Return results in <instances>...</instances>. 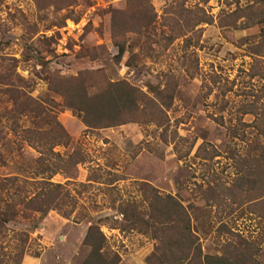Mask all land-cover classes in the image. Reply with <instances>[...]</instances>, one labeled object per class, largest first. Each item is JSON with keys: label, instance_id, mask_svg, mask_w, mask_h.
<instances>
[{"label": "rangeland", "instance_id": "1", "mask_svg": "<svg viewBox=\"0 0 264 264\" xmlns=\"http://www.w3.org/2000/svg\"><path fill=\"white\" fill-rule=\"evenodd\" d=\"M258 1L238 0V5ZM226 4L0 0V117L9 106L7 80L18 89L26 81L31 90L23 91L32 98L54 101L52 111L70 140L53 151L62 161L72 156L75 163L63 171L59 163L44 162L0 119V204L26 202L46 181L62 185L75 202L68 219L53 210L4 224L0 264H82L91 225L100 227L119 264L153 263L154 242L119 229L118 206L141 200V182L187 208L204 255L219 254L216 228L223 222L258 242L257 262L264 264L262 225L248 216L235 221L246 207L235 209L226 195L236 179L231 154L245 155L258 140L253 121L255 114L264 113V31L219 28L221 13L235 10L234 3ZM196 15H204L205 22L199 23ZM114 36L126 49L118 64ZM80 74L95 88L123 81L149 93L171 86L173 99L165 115L170 131L195 142L190 155L178 160L156 125L87 130L47 83ZM19 124L35 126L27 118ZM36 128L44 130L43 123ZM201 145L217 156L209 161L194 157ZM16 210L28 214L21 205Z\"/></svg>", "mask_w": 264, "mask_h": 264}, {"label": "trees", "instance_id": "2", "mask_svg": "<svg viewBox=\"0 0 264 264\" xmlns=\"http://www.w3.org/2000/svg\"><path fill=\"white\" fill-rule=\"evenodd\" d=\"M225 2L227 6L234 3L235 10L221 13L219 28L246 30L259 27L264 31V0L244 8L238 5V0ZM196 17L199 23L205 22L204 15ZM113 43L117 49L114 61L118 64L126 52L125 44L115 36ZM88 79L87 75L80 74L77 77L50 79L47 82L48 90L61 98L62 105L87 130L108 129L129 123L156 125L161 129V140L172 145L178 160H184L190 155L195 142L170 131L165 115L173 99L174 89L171 86L163 89L154 87L149 93H144L123 81L95 88ZM23 82L22 88L18 89L15 83L7 80L9 106L4 108L0 119L7 121L13 135L34 149L41 160L55 162V165L59 163L63 171L70 170L75 165L72 156L62 161L59 154L53 151L58 146L68 145L70 140L52 111L54 101L32 98L31 92L23 91L30 89L29 84ZM22 118L32 120L35 126L22 128L19 124ZM38 123H43L44 130L36 128ZM253 126L258 140L251 144L245 155L231 154L236 179L226 190V195L230 198V206H235L237 210L246 207L247 212L244 210L237 214L235 221L244 216H248L250 220L256 219L262 225L264 233V113L255 114ZM213 152L201 145L196 149L194 157L209 161L217 156ZM138 190L141 194L140 201L128 200L118 206L122 217L119 229L136 231L154 242L151 264H258V242L243 236L235 228V224L231 228L221 222L216 228L219 254L204 255L193 233L189 212L177 198L163 195L142 182L139 183ZM74 204L73 198L64 191L62 185L46 181L26 202L22 200L18 203L0 204V229L17 217L28 220L31 214L45 215L53 210L59 212L62 218L68 219ZM17 205L23 206L28 214L18 213ZM83 246L88 249V254L82 264L120 263L118 254L108 250L107 240L98 225L88 228ZM21 255H24V251H21Z\"/></svg>", "mask_w": 264, "mask_h": 264}]
</instances>
